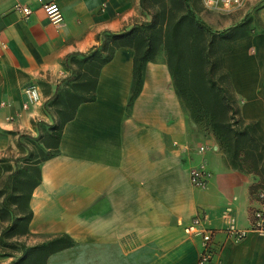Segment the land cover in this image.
Returning a JSON list of instances; mask_svg holds the SVG:
<instances>
[{
  "label": "crops",
  "instance_id": "obj_1",
  "mask_svg": "<svg viewBox=\"0 0 264 264\" xmlns=\"http://www.w3.org/2000/svg\"><path fill=\"white\" fill-rule=\"evenodd\" d=\"M46 2L58 4L65 26L50 24ZM17 3L32 13L24 17L14 10ZM254 15L258 28L232 40L221 58L240 117L264 129V1ZM147 20L140 0H0V102L10 103L0 107V181L47 150L41 140L57 124L55 97L73 80V59ZM134 53L131 46L115 49L100 68L95 99L76 106L58 153L39 163L28 233L16 244L34 246L61 233L74 239L44 264H196L201 240L183 226L199 213L214 229V264H264V232L252 225L264 198L250 195L252 174L233 167L214 137L198 131L163 49L145 62L128 105ZM32 83L41 99L23 108L24 87ZM200 164L211 173L203 189L189 180ZM232 222L244 231L239 240L225 231ZM20 255L0 252V264Z\"/></svg>",
  "mask_w": 264,
  "mask_h": 264
},
{
  "label": "trees",
  "instance_id": "obj_2",
  "mask_svg": "<svg viewBox=\"0 0 264 264\" xmlns=\"http://www.w3.org/2000/svg\"><path fill=\"white\" fill-rule=\"evenodd\" d=\"M188 3L189 0H140L142 9L146 13L150 11V20L142 21L128 32L108 35L84 59H73L76 69L72 81L75 82L68 96L74 99L71 111L41 140L47 150L41 149L34 159L25 161L0 181V244L5 243L3 238L28 233L32 218L29 200L40 182L39 163L58 153L64 123L74 116L80 102L95 99L100 68L120 46H131L135 51L134 84L128 105L139 91L145 62L153 60L162 47L175 91L190 119L197 127L205 120L232 166L257 178V185L252 182L249 191L252 197L261 199L259 194L255 196V188L264 191V129L258 122L240 117L231 78L221 58L222 53L230 49L232 40L249 31L232 34L236 26L229 33H215L196 19ZM215 34H219L221 40L214 42ZM14 207L20 208L19 211ZM5 221L8 223L3 226ZM74 243L72 237L61 233L34 246L23 242L6 244L12 248L16 245L21 251L19 258L9 264H44L49 255Z\"/></svg>",
  "mask_w": 264,
  "mask_h": 264
},
{
  "label": "built area",
  "instance_id": "obj_3",
  "mask_svg": "<svg viewBox=\"0 0 264 264\" xmlns=\"http://www.w3.org/2000/svg\"><path fill=\"white\" fill-rule=\"evenodd\" d=\"M243 1L244 0H201V3L209 10L230 12L238 8ZM42 7L50 24L54 28L65 26L66 22L64 15L57 3L46 2ZM14 10L20 12L24 17H28L32 13V9L29 6L20 3L14 5ZM24 95L25 100L22 103L23 108L38 103L41 99L39 88L34 83L24 87ZM9 105V102H0V107ZM210 176V171L201 164L192 167L189 171L190 183L201 189L207 187ZM259 196L260 198H264V191H261ZM252 225L254 229L264 232V209L254 210ZM225 231L232 235L235 240H239L244 235V231L237 228L233 222L226 227ZM183 232L186 235L198 236L201 240V249L198 253L196 264H214L215 247L212 240L214 229L206 225L204 215L199 213L194 215L189 222L184 224Z\"/></svg>",
  "mask_w": 264,
  "mask_h": 264
},
{
  "label": "rangeland",
  "instance_id": "obj_4",
  "mask_svg": "<svg viewBox=\"0 0 264 264\" xmlns=\"http://www.w3.org/2000/svg\"><path fill=\"white\" fill-rule=\"evenodd\" d=\"M264 0H244L243 3L236 9L230 12H218L214 10L206 9L200 0H189V3L192 8V13L196 17L197 20L201 21L206 27L210 28L212 31L219 32L220 29H224L225 26H228L234 22L237 23L236 30L232 34H238L242 32V30L251 31L253 29L258 28V20L254 15V9ZM170 4H168L169 7ZM150 12V11H148ZM147 12V14H148ZM232 15L238 16L237 19H233ZM151 16L148 14V20H150ZM221 40L219 34L214 35V42ZM162 49V47H161ZM76 67V66H75ZM72 83L66 85L65 87L61 88L59 94L56 97V115L57 120L60 121L62 117L66 116L71 111V106L73 104L74 99L68 98L69 94L73 92ZM198 131L202 134H209L212 135L215 139V135L209 131L208 126L206 125L205 120H202L200 125L198 126ZM216 140V139H215ZM45 152H42L44 155ZM242 155V153H241ZM22 165V164H21ZM253 176V174H252ZM254 178V176H253ZM253 184L257 185V178H254ZM254 185V188H255ZM262 191V189L255 188V196ZM16 212H18L20 208H16ZM8 221L4 222L5 226ZM19 236H12L3 238L5 243L0 244V252H11L16 251L17 246L15 245L13 248L6 245V244H15L18 243L17 238ZM14 249V250H13ZM17 257L16 259H18Z\"/></svg>",
  "mask_w": 264,
  "mask_h": 264
}]
</instances>
